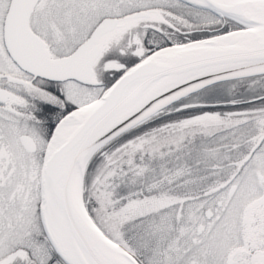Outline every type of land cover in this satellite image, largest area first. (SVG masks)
Segmentation results:
<instances>
[{"label":"snow or ice","instance_id":"snow-or-ice-1","mask_svg":"<svg viewBox=\"0 0 264 264\" xmlns=\"http://www.w3.org/2000/svg\"><path fill=\"white\" fill-rule=\"evenodd\" d=\"M0 264H264V0H0Z\"/></svg>","mask_w":264,"mask_h":264}]
</instances>
